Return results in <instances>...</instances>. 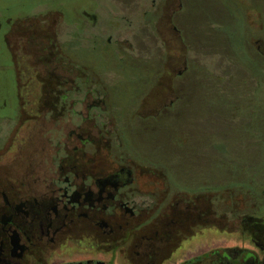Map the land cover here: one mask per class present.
I'll use <instances>...</instances> for the list:
<instances>
[{
	"label": "flooded vegetation",
	"instance_id": "af4514ba",
	"mask_svg": "<svg viewBox=\"0 0 264 264\" xmlns=\"http://www.w3.org/2000/svg\"><path fill=\"white\" fill-rule=\"evenodd\" d=\"M147 1L141 39L117 3L108 29L100 0L70 4L68 16L37 4L12 16L4 6L0 264H264L257 189L187 180L154 143L166 134L186 145L180 84L201 52L178 26L183 0ZM222 7L232 23L235 11ZM248 45L261 70L264 40ZM230 104L234 118L239 104ZM229 214L236 229L220 231Z\"/></svg>",
	"mask_w": 264,
	"mask_h": 264
},
{
	"label": "rangeland",
	"instance_id": "374dc122",
	"mask_svg": "<svg viewBox=\"0 0 264 264\" xmlns=\"http://www.w3.org/2000/svg\"><path fill=\"white\" fill-rule=\"evenodd\" d=\"M82 1L84 0H0V14L4 13L5 5H8L10 15L19 16L31 10V5L37 4L43 7H60L68 16L69 5ZM100 1L101 22L104 28L108 29L110 23H116L113 10L117 3L123 14L135 21L133 31L137 33L138 38L146 36L148 18L143 17L142 10L148 6L147 0ZM247 1L250 3L248 13L245 12L246 6L244 7L240 0L182 1L183 10L177 15L178 26L183 28L187 43L192 47L197 46L201 52L193 62L194 66L184 82L180 84L182 111L186 117L178 120L184 121L185 134L181 138L186 139L187 143L176 148L170 145L168 139L170 135L166 134L154 135V143L162 147L165 152L162 156H166L176 170H182L187 180L197 179L206 182L214 179L220 190H236L240 187L239 184L249 183L247 186H251L250 190L253 187L257 189L256 196L262 205L264 61L260 70L258 62L248 50V44L249 39L264 40V0ZM222 5L235 11L236 18L232 23L227 20L229 17ZM62 28L65 34L66 25ZM227 36L230 40L228 43ZM252 47L256 48L257 45L253 44ZM220 51H223L224 55L214 54ZM229 54L234 60L231 59L230 63L227 60ZM78 57L83 58L81 54ZM189 57L192 60L195 58L192 53ZM102 58L104 63L108 61L109 56L103 54ZM216 75L222 79L221 82L217 81ZM253 77L256 78L254 81ZM254 84L258 86L255 88ZM231 101L239 104L234 111V118L233 115H229L233 111L229 108ZM254 106L257 107L255 112L252 109ZM174 124L170 126L171 130L182 125ZM177 138L178 142L180 136ZM226 217L228 222L225 221V217L220 218V231L233 232L236 226H231V215ZM230 238L227 234L222 235L221 232L219 234L221 242ZM234 238H237V233Z\"/></svg>",
	"mask_w": 264,
	"mask_h": 264
}]
</instances>
